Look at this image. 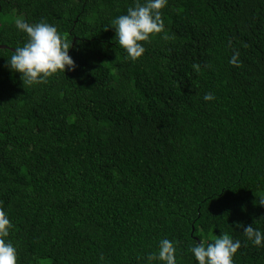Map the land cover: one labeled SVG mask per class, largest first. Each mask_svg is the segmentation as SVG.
I'll return each instance as SVG.
<instances>
[{"label":"trees","instance_id":"trees-1","mask_svg":"<svg viewBox=\"0 0 264 264\" xmlns=\"http://www.w3.org/2000/svg\"><path fill=\"white\" fill-rule=\"evenodd\" d=\"M134 3L0 0V44L27 41L18 16L46 21L76 64L28 85L0 48V208L18 264H165V237L177 264H198L190 248L222 233L242 242L235 264H264L237 227L264 231V0H168L132 61L112 20Z\"/></svg>","mask_w":264,"mask_h":264},{"label":"clouds","instance_id":"clouds-1","mask_svg":"<svg viewBox=\"0 0 264 264\" xmlns=\"http://www.w3.org/2000/svg\"><path fill=\"white\" fill-rule=\"evenodd\" d=\"M168 4V0H135L133 6L127 8L126 14H121L112 20L115 30L114 40L122 47L127 58L135 61L145 52L142 42H147L155 34L165 29L161 10ZM17 30L27 35L23 46L12 51L7 60V67L11 71L19 72L21 79L28 85L40 84L50 76L65 71H74L76 64L70 56L72 40L64 38L54 24L46 21L30 23L23 17L15 19ZM236 53L230 63H235ZM198 65L194 68L198 69ZM215 99L214 93L207 92L204 101ZM264 205V199L259 202ZM13 225L3 208H0V264H18L17 247L8 239ZM237 227L243 229V234L252 244L264 247V231L237 222ZM214 242L205 244L197 242L190 248L198 264H235L234 256L241 248V240L222 233L213 238ZM156 258L165 264H177V248L175 242L169 238L159 241Z\"/></svg>","mask_w":264,"mask_h":264},{"label":"water","instance_id":"water-1","mask_svg":"<svg viewBox=\"0 0 264 264\" xmlns=\"http://www.w3.org/2000/svg\"><path fill=\"white\" fill-rule=\"evenodd\" d=\"M0 48H8V49H10V50H12V51L15 50V49L12 48V47H8V46H6V45H2V44H0Z\"/></svg>","mask_w":264,"mask_h":264}]
</instances>
